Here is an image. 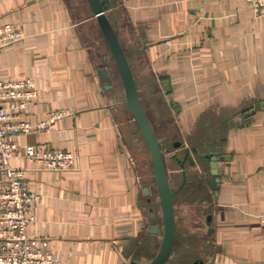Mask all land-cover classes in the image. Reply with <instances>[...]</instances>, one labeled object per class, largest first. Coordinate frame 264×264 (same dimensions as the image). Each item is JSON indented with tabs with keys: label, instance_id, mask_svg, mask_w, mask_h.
<instances>
[{
	"label": "crops",
	"instance_id": "0c3cea01",
	"mask_svg": "<svg viewBox=\"0 0 264 264\" xmlns=\"http://www.w3.org/2000/svg\"><path fill=\"white\" fill-rule=\"evenodd\" d=\"M107 13L138 90L158 94L150 104L140 99L156 111L149 118L155 131L159 116L191 145L210 141L196 155L185 158V148L171 155L181 172L178 187L184 161L179 193L200 209L205 229L199 238L188 233L184 245L175 237L173 254L180 242L189 264H264V15L250 0H117ZM6 22L21 24L25 36L0 49V78L30 76L38 88L23 116L34 121L53 108L72 112L50 132L14 139L79 157L71 170L38 169L22 155L11 159L26 167L27 187L40 195L30 203L28 232L47 239L56 264H146L160 245L159 223L149 231L152 186L121 134L112 87L99 74L111 70L95 47L107 53L109 47L89 4L0 0V24ZM171 139L182 147L181 138ZM206 154L219 157L218 172Z\"/></svg>",
	"mask_w": 264,
	"mask_h": 264
},
{
	"label": "built area",
	"instance_id": "2783aa9c",
	"mask_svg": "<svg viewBox=\"0 0 264 264\" xmlns=\"http://www.w3.org/2000/svg\"><path fill=\"white\" fill-rule=\"evenodd\" d=\"M250 1L254 11L264 15V0ZM24 36L19 23L0 24V49ZM37 94L38 88L30 76L0 78V264L57 262L47 239L28 232L34 219L30 203L40 195L27 187L24 179L26 167L13 165L11 159L22 155L38 169L71 170L79 167V157L71 150L43 143L20 145L14 139L16 134L31 131L50 132L57 121L72 113L67 108H53L39 120L25 118L23 114L27 105Z\"/></svg>",
	"mask_w": 264,
	"mask_h": 264
},
{
	"label": "water",
	"instance_id": "95a60500",
	"mask_svg": "<svg viewBox=\"0 0 264 264\" xmlns=\"http://www.w3.org/2000/svg\"><path fill=\"white\" fill-rule=\"evenodd\" d=\"M90 6V9L95 16L103 37L109 47L110 53L114 59L116 69L119 73L121 81L123 83L127 104L132 112L134 120L142 133L145 143L148 147L153 173L155 177V183L157 187L158 197L161 205V225H162V237L158 250L151 258L148 264H166L171 256L175 234H176V217L174 197L180 191L186 180V170L184 168V161H179L183 167L182 175L183 181L181 185L172 189L169 181L168 172L165 164V149L162 148L160 139L145 111V108L140 100L137 81L133 70L131 68L127 53L122 46L119 37L115 30V23L112 22L108 12L112 3L110 0H86ZM99 74L103 80L105 88H111L113 86L111 82V75L107 68H101ZM163 84L167 86L168 80H164ZM167 89H169L167 87ZM180 141L174 142V145H179ZM199 145H191L185 148V158L189 156L190 151L198 153ZM206 157L210 158V165L212 171H217V155L206 154ZM191 163H195L193 158H190ZM210 183H213L211 180ZM149 187H145V193H149ZM151 200V198H149ZM149 231H158V220L156 213L152 210L149 211ZM197 264V262H195Z\"/></svg>",
	"mask_w": 264,
	"mask_h": 264
},
{
	"label": "rangeland",
	"instance_id": "374dc122",
	"mask_svg": "<svg viewBox=\"0 0 264 264\" xmlns=\"http://www.w3.org/2000/svg\"><path fill=\"white\" fill-rule=\"evenodd\" d=\"M95 54H98V59H102L103 62L106 63V65L111 70V81L114 83L112 88L110 89V95L113 97V102L115 103V116L118 120V123L120 125L121 134L124 139L127 140V146L135 158L138 157L142 164V166L145 169V172L147 173V181L150 183L151 187V201L150 203L152 206L153 211L156 213L157 220L159 223V232H160V242L162 237V225H161V205L158 197L157 187L155 183V177L152 169V162L150 153L148 150V147L146 146L145 140L142 136L141 131L139 130L134 117L132 115V112L127 104L125 91L123 87V83L121 81V78L119 76V73L116 69L115 62L110 54V50L107 52V47H95ZM105 52V53H104ZM104 53V54H103ZM128 57V55H127ZM129 59V58H128ZM100 61V60H99ZM138 72V69L136 70ZM146 88L144 86L140 87L139 96L140 99L144 98V101L148 104H150L151 101L158 100V94L156 92H145ZM142 101L143 106L145 108V111L147 112L148 117L152 120V114H156V111L154 113V109L152 106L146 107L145 102ZM152 105V104H151ZM152 108V109H151ZM153 111V112H152ZM155 122H157V125L159 124L158 134L160 135V142L162 145V148L165 149L164 156H165V164L166 169L169 176V181L172 189L178 188V184L181 180V172L179 170L178 163L176 162L175 158L172 157V153L177 152L179 155L184 154V148L190 147V141L183 138L181 135L179 136L176 133V129L170 122H167V118H160L159 116L155 117ZM158 120V121H157ZM153 123V122H152ZM166 134V135H164ZM178 136V139L181 138V146L179 149L174 147L172 145V136ZM162 138V141H161ZM207 143H210V141H200L198 150L203 148ZM190 145V146H189ZM177 155V154H176ZM138 161V159H137ZM138 161V162H139ZM147 170V171H146ZM186 193H184L185 195ZM188 195H191V193H187ZM182 192H178L177 195L174 197V206H175V217L177 220L176 229L178 231L177 235L175 236L178 240H184L181 242L183 245L186 244V241H188L187 236L194 231L196 237L198 235H202L204 232L203 229V216L201 215V211L199 208H194L193 204L190 205L187 203L189 201L188 198H185ZM199 207H201L200 202L197 203ZM200 223V224H198ZM199 238V237H198ZM159 242V243H160ZM182 248V250H181ZM189 249H186L185 247H181L180 242L177 243L176 251L175 253L171 254L166 264H189L188 258H190ZM183 257V258H182ZM150 260L147 261L146 264L149 263Z\"/></svg>",
	"mask_w": 264,
	"mask_h": 264
},
{
	"label": "trees",
	"instance_id": "16d2710c",
	"mask_svg": "<svg viewBox=\"0 0 264 264\" xmlns=\"http://www.w3.org/2000/svg\"><path fill=\"white\" fill-rule=\"evenodd\" d=\"M111 1V3H112V5L111 6H113L114 5V3H117V0H110ZM200 142V139L196 142V144L195 145H199L198 143Z\"/></svg>",
	"mask_w": 264,
	"mask_h": 264
}]
</instances>
